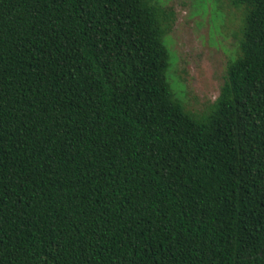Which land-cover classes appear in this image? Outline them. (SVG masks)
I'll list each match as a JSON object with an SVG mask.
<instances>
[{
    "label": "trees",
    "instance_id": "obj_1",
    "mask_svg": "<svg viewBox=\"0 0 264 264\" xmlns=\"http://www.w3.org/2000/svg\"><path fill=\"white\" fill-rule=\"evenodd\" d=\"M228 1L197 114L156 0H0V264H264V0Z\"/></svg>",
    "mask_w": 264,
    "mask_h": 264
},
{
    "label": "rangeland",
    "instance_id": "obj_2",
    "mask_svg": "<svg viewBox=\"0 0 264 264\" xmlns=\"http://www.w3.org/2000/svg\"><path fill=\"white\" fill-rule=\"evenodd\" d=\"M169 13L167 79L186 108L205 112L238 53L243 9L228 0H156Z\"/></svg>",
    "mask_w": 264,
    "mask_h": 264
}]
</instances>
